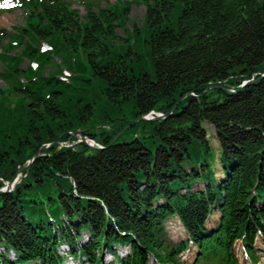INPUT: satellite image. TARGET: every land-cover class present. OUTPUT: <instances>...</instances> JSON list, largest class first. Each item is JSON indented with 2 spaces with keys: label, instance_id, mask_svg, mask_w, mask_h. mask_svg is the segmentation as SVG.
<instances>
[{
  "label": "trees",
  "instance_id": "trees-1",
  "mask_svg": "<svg viewBox=\"0 0 264 264\" xmlns=\"http://www.w3.org/2000/svg\"><path fill=\"white\" fill-rule=\"evenodd\" d=\"M7 1L26 20L8 36L0 29V178L40 155L15 190L0 192V264H240L237 240L258 262L264 0H137L146 12L128 46L116 27L132 1ZM142 38L153 72L134 51ZM133 54L141 62L131 69ZM152 111L164 116L124 131L144 123V136L114 140ZM97 120L119 125L104 131ZM79 130L103 147L42 148ZM172 216L187 238H169Z\"/></svg>",
  "mask_w": 264,
  "mask_h": 264
},
{
  "label": "rangeland",
  "instance_id": "rangeland-1",
  "mask_svg": "<svg viewBox=\"0 0 264 264\" xmlns=\"http://www.w3.org/2000/svg\"><path fill=\"white\" fill-rule=\"evenodd\" d=\"M109 1L111 3H113L115 0H109ZM129 1H132L131 5H130V10L128 11V18L130 20L127 21L123 27H121V26L116 27L117 40L118 41L123 40V43L126 46L129 45V42H125L124 40L127 37H131V33L133 31L134 24L137 27H139L143 24L145 12H146V8L142 3L138 2L137 0H129ZM101 5L105 7L106 3L103 2ZM8 7H10L11 10L4 9V8H8ZM75 7L80 9V15L81 16L86 14V9L84 6H82L80 4H76ZM25 20H26V12L23 8L18 7V6H14L13 4H10L7 0L3 1V2L0 1V29H5V31H6L5 33L7 36L11 32H13L17 27L23 26L25 24ZM133 22H134V24H133ZM7 36L3 40V42L7 41ZM134 41H135V39L132 38L130 40V43L132 44ZM42 47H46V44H42ZM145 49H146L145 38H142L141 40L138 39V44L136 47H134V51H135V53L139 52L140 54L144 55V64H145L144 69H145V71L153 72V69L151 68L150 63L148 61V56L144 53ZM127 50H128V47H127ZM117 51L118 52H120V51L124 52L126 50L125 49L120 50V48H117ZM0 52H1V45H0ZM126 60H129V65H130L131 69L134 68L139 62H141L140 60H138V56L136 54L128 56L126 58ZM57 61H60V59H57ZM27 64H28V62L26 61L24 63V66H26ZM1 69H2V65L0 63V70ZM4 84L5 83L3 82V80L0 79V87L4 86ZM100 104H102L101 101L99 102L98 105H100ZM95 105H97V103ZM121 116L122 117H124V116L130 117L129 110L126 109ZM135 121L136 120H132L129 124H127L125 127H123L115 135L114 140L120 138L121 137L120 135H124L122 138H120V141L130 140L135 135L144 136V132L142 130L144 123H140V125L136 128L138 130L131 129L130 131H128L125 134L124 131L128 130V128ZM118 125H119V123H117L116 121H107L106 124H102L101 121L97 120L96 129L102 128L104 131L111 132V129H117ZM88 127H91V124H89ZM208 127L211 130H214V128L211 125H208ZM74 136H76L78 138V140H74V141L70 142L71 144H76L81 139L78 133L74 134ZM211 141H212V144H213L214 148L216 149V151L219 155V145L220 144H219L218 139L216 137L212 136ZM216 166H217L216 168L218 170L217 175L219 176L221 173V164L219 161L217 162ZM214 167H215V165H214ZM5 184L6 183H4V186H5ZM17 185H16V187H17ZM26 189L28 190L29 188H26ZM218 217H219L218 213L214 212L208 221V227H213L215 225V221L218 219ZM165 227H166V231L168 233L169 238L174 240V241H180V240H183V239L188 237V235L185 231V228L182 225L181 221L178 218H176L175 216L169 218L166 221ZM242 247H243L242 241H237V245L235 246V250H236V254L238 256L240 264H264V241L261 239V237L258 238L256 241V248H257V252H258V256H259L258 262L252 263L250 261L249 257L247 256V254L245 253L244 248H242ZM184 254H185V256H183ZM184 254H182V258L184 260H186L187 262H191L193 257H194L193 256V254H194L193 250H187ZM107 258H108V256H107ZM106 261H107V259H106ZM150 264H157V263L155 261H153V259H152L150 261Z\"/></svg>",
  "mask_w": 264,
  "mask_h": 264
},
{
  "label": "water",
  "instance_id": "water-1",
  "mask_svg": "<svg viewBox=\"0 0 264 264\" xmlns=\"http://www.w3.org/2000/svg\"><path fill=\"white\" fill-rule=\"evenodd\" d=\"M181 101V100H180ZM175 107H177V105L175 106ZM160 118V116H156V117H154L153 119H159ZM141 119H146L144 116H142V117H140L139 119H137L136 121H138V120H141ZM135 121V122H136ZM135 122H133V123H135ZM78 133H80V135H81V137L83 138V139H85L86 138V136L83 134V132L82 131H78ZM58 140L59 139H56L52 144H55V143H57L58 142ZM91 148H93V149H99V147H96V146H92V145H89ZM39 155H40V152H37L36 153V155L28 162V164L26 165V166H24V167H22L18 172H17V174H15L11 179H10V181H9V185L7 186V188L4 190L3 188H1L0 189V192H8V191H10V186H11V184L13 183V181L15 180V178L17 177V175L19 174V173H21V172H23V171H28L29 170V168H30V166H31V164H32V162L37 158V157H39Z\"/></svg>",
  "mask_w": 264,
  "mask_h": 264
},
{
  "label": "built area",
  "instance_id": "built-area-1",
  "mask_svg": "<svg viewBox=\"0 0 264 264\" xmlns=\"http://www.w3.org/2000/svg\"><path fill=\"white\" fill-rule=\"evenodd\" d=\"M161 114V113H159ZM149 116V115H148ZM87 141L90 143V144H96L97 146L99 145L98 143H96L94 140H91V139H88L87 138ZM73 144L69 143V142H61L60 143V147H63V146H71Z\"/></svg>",
  "mask_w": 264,
  "mask_h": 264
},
{
  "label": "bare ground",
  "instance_id": "bare-ground-1",
  "mask_svg": "<svg viewBox=\"0 0 264 264\" xmlns=\"http://www.w3.org/2000/svg\"><path fill=\"white\" fill-rule=\"evenodd\" d=\"M98 146H100V144ZM18 181H19L18 178H15V180L13 181V183L11 184V186H14Z\"/></svg>",
  "mask_w": 264,
  "mask_h": 264
}]
</instances>
